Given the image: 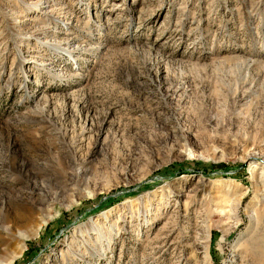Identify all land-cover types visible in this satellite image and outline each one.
I'll list each match as a JSON object with an SVG mask.
<instances>
[{"label":"rangeland","instance_id":"obj_1","mask_svg":"<svg viewBox=\"0 0 264 264\" xmlns=\"http://www.w3.org/2000/svg\"><path fill=\"white\" fill-rule=\"evenodd\" d=\"M0 242L264 264V0H0Z\"/></svg>","mask_w":264,"mask_h":264},{"label":"bare ground","instance_id":"obj_2","mask_svg":"<svg viewBox=\"0 0 264 264\" xmlns=\"http://www.w3.org/2000/svg\"><path fill=\"white\" fill-rule=\"evenodd\" d=\"M70 181H71L70 178L69 177H66V180H65L64 183H68ZM22 204L23 205H21L19 207H16L17 211L19 212L18 214H20V217L19 218L22 221H26V222L31 223V221L36 218V207L34 205H30V204H26V203L25 204L22 203ZM17 223L22 224L21 222H17ZM20 224H19V226H20ZM8 234H10V233H8ZM8 238H9V236H8ZM16 256L17 255L13 256V258L11 259V261L9 262V264H12L13 263V261L16 259Z\"/></svg>","mask_w":264,"mask_h":264}]
</instances>
